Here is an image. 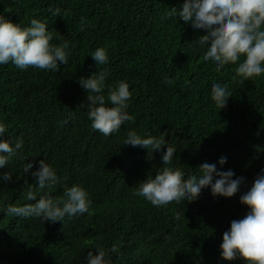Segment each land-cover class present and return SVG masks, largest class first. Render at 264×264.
I'll return each mask as SVG.
<instances>
[{"label": "trees", "instance_id": "obj_1", "mask_svg": "<svg viewBox=\"0 0 264 264\" xmlns=\"http://www.w3.org/2000/svg\"><path fill=\"white\" fill-rule=\"evenodd\" d=\"M185 0H0V15L22 28L32 19L47 21L51 43H69L71 55L59 71L0 65V139L17 150L0 168V264H87L89 251L103 248L112 264H246L221 256L223 234L250 209L240 196L264 170V74L240 82L236 65L215 71L204 61L209 45L195 41L207 34L178 15ZM61 9L53 16L49 9ZM172 8L177 14L165 19ZM66 13V14H65ZM83 21V23H81ZM264 30V29H262ZM104 48L109 62L97 65L92 54ZM108 70L100 94L105 106L118 82L132 93L127 112L134 117L119 132L104 136L92 129L88 93L79 79ZM165 77L173 81L165 83ZM214 83L231 93L227 107L211 98ZM65 120L68 122L63 123ZM129 131L141 138L165 134L166 144L148 159V149L124 145ZM176 149L163 165L167 146ZM226 157L224 165L219 164ZM43 160L60 178L52 189H39L36 177ZM231 169L244 177L231 198H199L157 208L134 193L162 167L180 169L185 179L199 176L201 164ZM33 163L25 173L24 165ZM12 174L5 181L3 174ZM27 181V184L25 183ZM31 185L37 196L62 197L65 187L82 186L92 201L90 214L42 222L6 214L9 204L24 206ZM179 214L181 219L176 220ZM115 245L118 249L112 252Z\"/></svg>", "mask_w": 264, "mask_h": 264}, {"label": "clouds", "instance_id": "obj_2", "mask_svg": "<svg viewBox=\"0 0 264 264\" xmlns=\"http://www.w3.org/2000/svg\"><path fill=\"white\" fill-rule=\"evenodd\" d=\"M53 16H60L61 9H49ZM66 14V13H65ZM177 14V9L172 8L165 14V19H170ZM179 17L185 23H191L193 29H202L207 34L200 36L195 41L201 46L209 45L203 56L204 61H213L215 71L221 72L225 65H236L241 57L238 67L234 69L235 80L240 82L264 74V0H185ZM83 23V21L81 22ZM55 33L48 31L47 21L41 22L32 19L31 26L22 28L0 15V65L14 64L22 70L37 68L41 70L59 71V65H67L69 43L64 41L60 45L51 43ZM92 59L97 65H106L109 62L104 48H98ZM105 68L98 75L90 78L81 77L79 84L88 95V116L92 121L93 130L104 136H111L119 132L126 122L133 121L127 108L132 93L126 82H118L115 89H110L108 100L111 107L105 106V97L100 94L105 87V78L108 75ZM165 83L171 85L173 81L165 77ZM211 98L218 109L227 107V101L231 93L226 86L214 83L212 85ZM65 120L63 123H67ZM6 132L4 124L0 123V137ZM166 144L165 134L159 138H141L135 131H129L124 145L148 149V159L152 153L160 151ZM23 148V142L17 140L12 147L10 142L0 139V168H3L8 160ZM176 149L167 146V151L162 154L163 165L171 164ZM226 157H221L220 165L226 163ZM33 163L24 165L23 171L29 172ZM199 176L192 175L185 179V174L180 169L162 167L154 178L148 177L139 183L134 193L145 198L151 205L157 208H166L169 204H181L187 200L189 203L196 201L203 189L210 188L213 197L231 198L239 191L244 183V177L233 178L235 173L229 169L218 171L214 163L205 162L200 165ZM36 177V186L39 189H52L60 183L54 169L43 160L39 162V169L32 172ZM5 181L12 180V174H3ZM27 184V181L25 182ZM26 199L36 203L24 206L9 204L6 214L15 217H35L44 222H61L67 216L90 214L92 201L89 193L80 185L65 187L62 197L51 198L42 195L37 196L31 185L27 188ZM240 203L247 206L250 211L243 219L233 220L230 230L224 232L221 244V256L226 261H233L238 257L246 264H264V170L259 174L249 191L240 196ZM176 220L181 219L179 214ZM112 252L118 251L115 245ZM97 254L89 251L86 257L87 264H112L108 253L97 246Z\"/></svg>", "mask_w": 264, "mask_h": 264}]
</instances>
